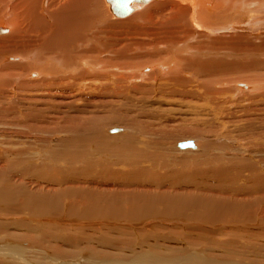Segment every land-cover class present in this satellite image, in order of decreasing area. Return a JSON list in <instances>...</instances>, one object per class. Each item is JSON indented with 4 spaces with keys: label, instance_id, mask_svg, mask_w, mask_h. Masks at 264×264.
Returning a JSON list of instances; mask_svg holds the SVG:
<instances>
[{
    "label": "rangeland",
    "instance_id": "1",
    "mask_svg": "<svg viewBox=\"0 0 264 264\" xmlns=\"http://www.w3.org/2000/svg\"><path fill=\"white\" fill-rule=\"evenodd\" d=\"M23 1L0 0L2 262L22 249L23 264H106L107 254L137 264L138 253L174 249L197 264H264V12L251 21L252 0L201 1L202 32L170 0L125 19L86 0L75 9L86 41L69 65L36 24L54 29L67 0ZM51 57L63 66L43 63ZM80 58L84 72L47 78ZM186 141L197 147H178Z\"/></svg>",
    "mask_w": 264,
    "mask_h": 264
},
{
    "label": "bare ground",
    "instance_id": "2",
    "mask_svg": "<svg viewBox=\"0 0 264 264\" xmlns=\"http://www.w3.org/2000/svg\"><path fill=\"white\" fill-rule=\"evenodd\" d=\"M10 1V0H9ZM30 0H24L23 2H22V4L24 5V4H27L28 2H29ZM66 1V0H65ZM83 1L85 2L86 0H67L66 1V5H70V7L68 8L67 6H65V8L62 10V13L64 14V15H61V14H58L57 15V24L55 25V27H54V29L53 28H48L46 25H45V22L43 21L44 19L40 16L39 17V21H36V24H37V26L38 27H41V28H43V25H44V30L46 29V31L48 30V32H46V33H48V35L49 34H51V38L50 39H48L47 41H48V43H47V45H45V48H48V49H50V50H56L57 48H60L64 53H67V63L69 64V65H73V63H74V61H73V58L71 57V55H70V53L72 52V50H73V47L78 43V42H81V41H83V42H85L86 40H85V38H83V36H82V32H78V30H76L77 29V26H75V25H77V23H82V14L80 13V14H78V13H75V9L76 8H78V7H80L81 8V4L83 3ZM107 1V3L110 5V11H111V13L113 14V16L115 17V18H117V19H125V18H128L130 15H132L133 13H134V11L136 10V9H139V8H141V7H144V6H146V5H152L151 3H158L159 1H164V0H150L148 3H146V2H142V3H139V2H133L132 3V7H133V12L131 13V14H129L128 16H126V17H119V16H117V15H115L114 13H113V11H112V7H111V3L108 1V0H106ZM203 1H205V0H170V2H176V3H179V4H181V5H183V6H186V7H190L191 9H188L187 8V10L190 12V21L192 22V24H194V26L195 27H197L198 29H200L201 30V28H202V22L201 23H199V19H201L200 17V15H199V13H198V10H199V8H200V6L201 5H203V4H201L200 5V3H202ZM211 1H213V0H211ZM215 1V0H214ZM229 1V0H228ZM258 0H252L251 2H248V5L247 6H249V7H254V6H258L259 8H258V10L256 11V13L254 14V13H251V15H250V19L249 20H251L252 21V19H254L255 20V17H254V15H256V14H258L259 16H260V14H261V12L260 11H263L264 12V1H259V2H257ZM11 2H12V0H11ZM20 2V1H19ZM31 2V4H32V0L30 1ZM40 0H38V4H36V6H35V8L38 6H40ZM43 2V1H42ZM21 3V2H20ZM33 3H35V1L33 2ZM85 5V4H84ZM84 5H82V7L84 6ZM200 5V6H199ZM205 6V5H204ZM9 7V6H8ZM80 8L78 9V10H80ZM250 9V8H249ZM201 10H202V7H201ZM201 10H199V11H201ZM252 9H250V11H251ZM138 11V10H137ZM39 13V12H38ZM38 13H36V14H38ZM205 13V12H204ZM207 13V12H206ZM140 14V13H139ZM262 14H264V13H262ZM209 15V14H208ZM106 16V15H105ZM200 16V17H199ZM205 16V15H204ZM206 16H207V14H206ZM15 17H16V15H15ZM254 17V18H253ZM264 17V16H263ZM35 18V17H34ZM108 18V17H107ZM135 18V17H134ZM256 18H259V17H256ZM19 20H20V18H18ZM36 20H38V17L37 18H35ZM16 21V20H15ZM250 22V21H249ZM20 23V22H19ZM247 23V22H246ZM17 24V23H16ZM199 24H201V25H199ZM19 25V24H18ZM18 25H17V27H15V30H14V35L12 36V39H16V41H18L19 42V40H17L18 38L20 39V37H22L21 36V29H22V27H20L21 29H19L18 28ZM243 25V24H242ZM244 25H246V24H244ZM248 25V24H247ZM73 27H75L74 29H73ZM37 28V27H36ZM40 28V29H41ZM48 28V29H47ZM204 29V28H203ZM202 29V30H203ZM237 29H241L240 27L238 28V27H233L232 28V30H234V31H236L237 32ZM5 30V28L4 27H2V28H0V35H1V33L3 32ZM43 30V31H44ZM201 30V31H202ZM211 30V29H210ZM204 31V30H203ZM202 31V32H203ZM13 32V31H12ZM72 32V33H71ZM207 32V31H206ZM263 33H264V31H263ZM17 43V42H16ZM20 43V42H19ZM15 44V43H14ZM17 44H15V46H16ZM25 51V49L23 50V52ZM29 55V54H28ZM28 55H27V57H28ZM26 57V56H25ZM29 57H30V59H33V58H36V55H29ZM36 60V59H35ZM43 60V63H47L48 62V60H54L56 63H59L60 62V65L61 66H63V62L61 61V60H59V59H55L54 57H51V59H48V58H46V59H42ZM41 60V61H42ZM81 60V61H80ZM80 66H79V70H71V71H68V72H66V73H63V70L61 71V70H57V68H55V67H51L50 69H49V73H52L50 76H48L47 78H49V77H53L54 79H55V77H56V79H61L63 76H65V75H68V76H74L78 71H81V69L83 70V67L84 68H87L88 67V65L86 64V62L85 61H83V59L82 58H80ZM82 62V63H81ZM125 65L126 64H124V66L122 67V69L123 68H126L125 67ZM132 66V65H131ZM130 66V67H131ZM163 66V65H162ZM65 68H66V70H68V65H65L64 66ZM128 67V66H127ZM158 67V66H157ZM160 67V66H159ZM167 67V66H166ZM89 68V67H88ZM94 68V67H93ZM148 68H150V69H146V68H142V69H145V70H142L144 73L146 72V71H148V70H151L152 68H151V66L150 67H148ZM91 69V68H90ZM157 69V68H156ZM159 69V68H158ZM168 69H170V68H168ZM87 70V69H86ZM89 71V70H88ZM91 71V70H90ZM161 71V72H160ZM159 72L160 73H165V68H161V70H160ZM83 72H84V70H83ZM142 72V73H143ZM80 73L78 72V74L77 75H79ZM76 76V75H75ZM74 76V77H75ZM87 76V75H86ZM85 76V77H86ZM84 77V76H83ZM88 78V77H87ZM92 78V77H91ZM90 78V79H91ZM85 79V78H84ZM94 79V78H93ZM86 82H89V80H85ZM60 82H62V80H60ZM75 83V82H74ZM246 83H244L243 85H245ZM57 86L58 84H54V86ZM242 85V86H243ZM45 86V85H44ZM242 86H240V87H242ZM87 87V86H86ZM245 87H247L246 85H245ZM84 88V87H83ZM243 88H244V86H243ZM242 88V89H243ZM252 88V87H251ZM245 89V88H244ZM248 89H249V87H248ZM252 90V89H251ZM49 105V104H48ZM54 105V104H53ZM53 105H49V106H47V109H45V110H52V108H48V107H52ZM56 106V105H55ZM44 107H45V105H44ZM54 112H55V114L57 113V114H63L62 116H63V120H65L64 118V111H57V110H54ZM54 116L55 115H53V118H54ZM60 116V115H59ZM52 116H50V118H51ZM56 117V116H55ZM66 117H67V115H66ZM115 119L117 118V120H121V117H119L118 116V114H116L115 116ZM68 118V117H67ZM56 119H59V118H56ZM69 121L70 122H73V123H76L77 125L75 126V127H72L71 126V129H72V131H75L76 130V128H77V126H78V121H79V118H76V117H71V118H69ZM101 123H102V120H98L96 123L94 122V119H89L88 120V122H87V124H86V127H88L89 129H93V130H99L100 129V125H101ZM74 125V124H73ZM163 131V130H162ZM118 132V131H117ZM116 132V133H117ZM161 132V131H160ZM168 132V131H167ZM115 133V132H114ZM171 133V132H170ZM122 135V134H121ZM123 142H124V144L125 145H131V146H133V145H135V143H137L136 142V140H132V139H124L123 140ZM134 147V146H133ZM104 194V193H103ZM115 195H117V194H115ZM114 195V196H115ZM96 196H97V198H98V200H97V202H101L100 200L101 199H103V197H102V194L100 193V194H96ZM145 196L143 195V198H144ZM108 198V197H107ZM95 199V198H94ZM134 199H136L137 200V205H139L140 203H141V201H142V199H139L138 197H137V195L134 197ZM223 202V201H222ZM95 203V202H94ZM136 203V202H135ZM102 204H103V202H102ZM224 204H226V202L224 203ZM98 205H101V204H98ZM108 205H110L111 206V204H108ZM102 206V205H101ZM135 206V205H134ZM137 207V206H136ZM48 221V220H47ZM147 222V221H146ZM147 225V224H146ZM145 226V225H144ZM62 242V241H61ZM39 243H40V241H39ZM39 243H36V244H39ZM165 247V246H164ZM63 249V248H62ZM147 249H148V246H147ZM152 249H153V247H151V249H149L150 251H152ZM160 248H158V250H159ZM56 250H57V248H56ZM168 250V249H167ZM166 249H162L159 253H158V255H148V254H143V253H138L137 254V256L133 259V261H135L137 264H178L179 262H180V260L181 259H183V257L185 258V260H186V262L187 263H189V264H197V263H199V259H200V257H197L196 255L195 256H193V255H191V254H184V255H181L180 253H179V255H176L175 253H174V249L172 250V249H170L169 251H167ZM33 251V250H32ZM58 251H60L59 249H58ZM39 252H41V251H39ZM61 252V251H60ZM60 252H58V253H60ZM77 252V251H76ZM42 253V252H41ZM57 253V252H56ZM62 253V252H61ZM75 253V252H74ZM12 254H13V256H15L19 261L21 260V258H22V261L21 262H19L18 261V263H16L17 262V259L16 260H14L15 261V263L14 264H23L24 263V258H23V250L22 249H20V250H15L14 249V251H12ZM38 254V253H37ZM40 254V253H39ZM64 254V253H63ZM77 254V253H76ZM78 254H79V252H78ZM81 254V253H80ZM119 254H121V253H119ZM25 255H26V258H27V254L25 253ZM60 255V254H59ZM71 255H73V254H71ZM70 255V256H71ZM112 255V254H111ZM122 255V254H121ZM115 256V254L114 255H112V256H110V255H106V257H105V262H106V264H125L126 262L124 261V259L126 258L125 256H124V259H122L123 258V256ZM126 255V254H125ZM28 256H30V253H29V255ZM56 256H58L57 254H56ZM55 256V257H56ZM68 256H69V254H68ZM85 256V255H84ZM127 256H128V254H127ZM2 258L4 257V256H1ZM14 257V258H15ZM31 257V256H30ZM64 257V256H63ZM63 257H60V256H58L57 258L59 259V258H63ZM2 258L0 259V264H4L3 262H2ZM7 258V257H6ZM5 258V259H6ZM25 258V259H26ZM57 258H55V259H57ZM129 258H130V255H129ZM201 258H203V257H201ZM9 259V258H8ZM127 259V258H126ZM79 260V259H78ZM28 261V260H27ZM56 261V260H55ZM59 261H61L62 262V259L60 260L59 259ZM68 261V260H67ZM72 262L71 263H73V264H81L79 261L78 262H73V259L71 260ZM11 262V261H10ZM64 262V261H63ZM66 262V261H65ZM70 262V261H69ZM82 262V261H81ZM208 262V261H207ZM28 263V262H27ZM128 263V262H127ZM257 263V262H256ZM255 263V264H256ZM13 264V263H12ZM31 264V263H30ZM66 264H67V262H66ZM206 264V263H205ZM209 264H210V261H209ZM258 264V263H257Z\"/></svg>",
    "mask_w": 264,
    "mask_h": 264
},
{
    "label": "water",
    "instance_id": "3",
    "mask_svg": "<svg viewBox=\"0 0 264 264\" xmlns=\"http://www.w3.org/2000/svg\"><path fill=\"white\" fill-rule=\"evenodd\" d=\"M111 3L112 11L115 15L119 17H126L133 12L132 3L133 2H146L148 3L150 0H108ZM113 130L112 132H116ZM178 147L185 150V149H195L197 147L194 141H186L181 142L178 144Z\"/></svg>",
    "mask_w": 264,
    "mask_h": 264
}]
</instances>
